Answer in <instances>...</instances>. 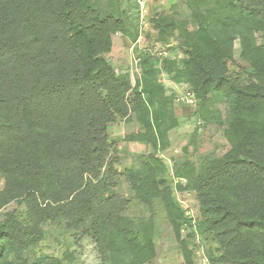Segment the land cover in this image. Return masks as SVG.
Here are the masks:
<instances>
[{
  "label": "trees",
  "instance_id": "1",
  "mask_svg": "<svg viewBox=\"0 0 264 264\" xmlns=\"http://www.w3.org/2000/svg\"><path fill=\"white\" fill-rule=\"evenodd\" d=\"M187 4L189 19L158 15L148 27L165 45L177 32L182 57L163 58L161 70L190 85L206 122L225 125L228 148L198 170H176L173 187L159 153L175 120L154 61L143 56L141 75L131 76L105 58L114 33L136 38L135 0H0V207H23L0 218V264H40L24 254L46 222L89 236L111 264L150 263L154 218L125 214L120 175L141 204L160 202L184 264H195L182 235L194 224L174 190L195 195L196 223L215 243L208 264H264V0ZM235 37L247 74L229 69ZM213 93L227 102L225 115L204 107ZM118 119L135 120L140 130L126 138L152 148L139 168L120 172L111 158Z\"/></svg>",
  "mask_w": 264,
  "mask_h": 264
},
{
  "label": "rangeland",
  "instance_id": "2",
  "mask_svg": "<svg viewBox=\"0 0 264 264\" xmlns=\"http://www.w3.org/2000/svg\"><path fill=\"white\" fill-rule=\"evenodd\" d=\"M188 0H147L149 16L167 15L175 19H189L191 8ZM137 11L133 10L131 15ZM138 14V11H137ZM148 18L145 24L140 27V17L137 18L136 38L131 39L130 35H123L119 32L113 34V47L110 53L105 55L106 60L119 73L141 75V58L148 57L154 61L158 70L157 81L160 82L166 96L169 97L168 110L172 113L175 126L168 130L167 137L169 146L159 153V157L166 166L165 176L173 187L180 179L175 176L176 170L184 173L186 170H198L200 165L210 157H218L228 148L224 136V124L214 121L206 122L201 117L202 109L193 97L190 85L182 81H175L173 74L161 70L163 58L180 59L182 54L174 45L176 44L175 34L168 37L167 44L156 42L158 30L152 25L148 27ZM149 28V29H148ZM259 37V36H258ZM240 41L238 37L233 42V58L229 63V69L233 73H249L251 68L240 58ZM194 99L193 103L189 101ZM212 113L219 111L225 115L228 108L225 99L216 93L211 95V100L204 105ZM168 121V120H167ZM140 130L135 120L126 121L118 119L110 126L109 132L114 142L115 151L111 158L115 161L117 168L123 172L126 168H139L143 156L152 152V148L146 142L132 141L126 138L127 135ZM188 163V165H187ZM184 181V178L182 179ZM3 180L0 178V189ZM116 191L127 202L125 214L133 217L154 218V237L156 239V256L148 264H184L183 258L177 243L167 223L162 206L159 201L154 200L151 205L141 204L134 196L129 182L124 175L116 177ZM174 196L186 216L193 221V227H184L182 235L189 233L193 246V260L195 264H208L207 249L215 243L209 241L202 235L200 225H197L198 207L195 195L189 192L179 193L174 190ZM18 209L23 210L14 202L0 207V218L6 211ZM44 237L38 245L31 247L24 254L28 263L46 264L58 259L62 264H111L97 251L92 238L80 234L75 229H67L63 223L46 222L43 224Z\"/></svg>",
  "mask_w": 264,
  "mask_h": 264
},
{
  "label": "built area",
  "instance_id": "3",
  "mask_svg": "<svg viewBox=\"0 0 264 264\" xmlns=\"http://www.w3.org/2000/svg\"><path fill=\"white\" fill-rule=\"evenodd\" d=\"M135 4L138 11V16L140 17V27L145 24L146 19L149 16V9H148V3L147 0H135ZM190 103L194 102V99L189 101Z\"/></svg>",
  "mask_w": 264,
  "mask_h": 264
}]
</instances>
